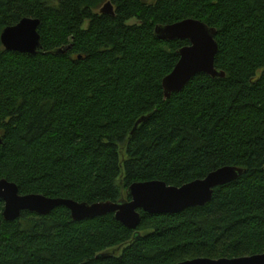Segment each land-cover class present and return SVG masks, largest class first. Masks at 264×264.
<instances>
[{"label": "trees", "instance_id": "obj_1", "mask_svg": "<svg viewBox=\"0 0 264 264\" xmlns=\"http://www.w3.org/2000/svg\"><path fill=\"white\" fill-rule=\"evenodd\" d=\"M107 1L113 17L99 13ZM24 17L40 21L37 53L0 42V179L20 194L117 202L135 182L179 187L223 166L244 173L203 206L139 211L135 230L113 214L74 222L64 206L5 221L0 199V264L264 252V0H0V34ZM187 18L216 29L214 66L225 77L198 74L165 98L162 79L189 43L153 30Z\"/></svg>", "mask_w": 264, "mask_h": 264}, {"label": "water", "instance_id": "obj_2", "mask_svg": "<svg viewBox=\"0 0 264 264\" xmlns=\"http://www.w3.org/2000/svg\"><path fill=\"white\" fill-rule=\"evenodd\" d=\"M99 13L113 17L115 15L113 4L110 1L105 2ZM39 24V19L24 17L17 24L5 27L0 34L3 48L6 51L35 55L41 47L37 31ZM153 33L159 40H187L189 43L178 50L179 59L176 65L162 79L165 98L181 91L198 74H206L214 79L225 77V73L214 66V58L218 51L214 27L200 20L187 18L170 24H157ZM68 48L60 49L58 52L64 53ZM142 120L143 118H140L136 122L133 131ZM243 173L244 169L240 167L223 166L209 172L204 178L195 179L179 187L168 185L161 180L135 182L126 191L129 200L91 204L42 194L22 195L15 183L2 178L0 179V199L4 204L2 215L5 221H14L24 211L48 215L56 207L64 206L69 210L74 222L113 214L116 221L128 229L135 230L141 221L139 211L149 214H173L186 208L203 206L210 201L215 188L237 180ZM177 264H264V252L237 258H195Z\"/></svg>", "mask_w": 264, "mask_h": 264}, {"label": "rangeland", "instance_id": "obj_3", "mask_svg": "<svg viewBox=\"0 0 264 264\" xmlns=\"http://www.w3.org/2000/svg\"><path fill=\"white\" fill-rule=\"evenodd\" d=\"M146 2H154V0H145ZM130 24L131 23H134V21L132 20V21H130L129 22ZM120 250H121V248H115V249H110V250H108L107 252H109V253H112V254H115V255H118L119 253H120Z\"/></svg>", "mask_w": 264, "mask_h": 264}]
</instances>
